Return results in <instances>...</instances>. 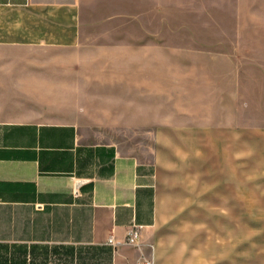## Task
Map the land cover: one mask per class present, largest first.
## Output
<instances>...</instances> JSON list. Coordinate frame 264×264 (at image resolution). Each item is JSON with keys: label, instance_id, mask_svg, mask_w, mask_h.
I'll use <instances>...</instances> for the list:
<instances>
[{"label": "crops", "instance_id": "1", "mask_svg": "<svg viewBox=\"0 0 264 264\" xmlns=\"http://www.w3.org/2000/svg\"><path fill=\"white\" fill-rule=\"evenodd\" d=\"M160 14L161 0H0V264H242L243 198H264L242 183L243 77L233 117L204 118L207 73L163 84V47L188 46L169 38L194 29ZM163 105L177 118L163 121ZM161 128L176 144L170 208L199 209L187 222L216 230L172 237L168 259L160 165L111 138Z\"/></svg>", "mask_w": 264, "mask_h": 264}, {"label": "rangeland", "instance_id": "2", "mask_svg": "<svg viewBox=\"0 0 264 264\" xmlns=\"http://www.w3.org/2000/svg\"><path fill=\"white\" fill-rule=\"evenodd\" d=\"M142 20L131 17L130 22ZM145 22H153V19L146 17ZM155 22L188 25L194 29L181 33L182 36L177 39L169 38L187 40L188 46L176 49L163 47V84L169 86L165 77L171 72L207 73L208 79L203 83L210 93L211 103L203 116L211 123L224 116L226 119L233 117V108L228 105L229 98L234 94L232 77L237 72L242 74L243 102L241 111L235 113L236 118L242 120V183L264 187V0H161V14ZM168 34L163 32V39ZM219 75L228 78L218 80ZM249 77L262 79L251 80ZM256 83L261 85V89L255 86ZM218 84L222 85L218 87ZM166 101L168 97H163V102ZM223 101H226L225 110L222 109ZM166 105H163L162 120L177 118ZM149 130H120L114 132L111 138L138 157L156 160L160 165L161 191L167 206L158 232L161 248L164 249L163 258L168 259L172 237L177 241V236L185 237L188 233L202 242L204 238L201 237L206 232L216 230L187 222L199 219V209H184L177 213L176 209L170 208L169 163L171 148L176 144L171 143L168 128L157 129L155 133ZM240 233L242 264H251L250 261L256 262L252 264H264V198H243ZM196 241L193 239L191 242Z\"/></svg>", "mask_w": 264, "mask_h": 264}, {"label": "built area", "instance_id": "3", "mask_svg": "<svg viewBox=\"0 0 264 264\" xmlns=\"http://www.w3.org/2000/svg\"><path fill=\"white\" fill-rule=\"evenodd\" d=\"M139 239L138 229H134L131 234L128 235L127 242L129 244H137ZM112 240V239H111ZM141 264H148L147 262Z\"/></svg>", "mask_w": 264, "mask_h": 264}]
</instances>
